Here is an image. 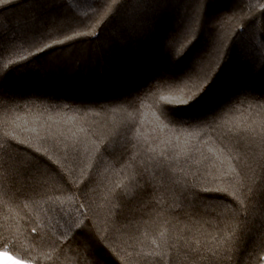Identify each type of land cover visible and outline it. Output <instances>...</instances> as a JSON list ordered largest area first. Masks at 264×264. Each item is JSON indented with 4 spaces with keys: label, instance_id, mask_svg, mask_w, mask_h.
Listing matches in <instances>:
<instances>
[{
    "label": "trees",
    "instance_id": "1",
    "mask_svg": "<svg viewBox=\"0 0 264 264\" xmlns=\"http://www.w3.org/2000/svg\"><path fill=\"white\" fill-rule=\"evenodd\" d=\"M4 251L264 264V0H0Z\"/></svg>",
    "mask_w": 264,
    "mask_h": 264
},
{
    "label": "snow or ice",
    "instance_id": "2",
    "mask_svg": "<svg viewBox=\"0 0 264 264\" xmlns=\"http://www.w3.org/2000/svg\"><path fill=\"white\" fill-rule=\"evenodd\" d=\"M111 2L113 5H115L118 3V0H111ZM109 12H112L111 8L109 9ZM80 26L81 25H77V27H80ZM86 35H88V33H85V32H76L75 35L65 34V38L63 40L55 39V40H53L52 44L45 43V46L43 48L38 49V51L35 53L29 51V56L39 55L40 53L46 51L48 48L54 47L55 45L64 44L66 41L75 40V39H78V38H80L82 36H86ZM92 35L97 36L98 33L94 32V33H92ZM20 59L22 61L28 60L29 57L21 56ZM200 94L201 93H194L193 95L189 96L187 99H181L178 101V105L190 106L198 100ZM161 100L165 101L167 105L173 104V100L169 96H161ZM176 109H177L176 107L170 108V107L164 106V107H162L161 112L163 115L168 116ZM0 264H22V262L18 261V260H14L13 257L8 254L7 251H4V252H0Z\"/></svg>",
    "mask_w": 264,
    "mask_h": 264
},
{
    "label": "crops",
    "instance_id": "3",
    "mask_svg": "<svg viewBox=\"0 0 264 264\" xmlns=\"http://www.w3.org/2000/svg\"><path fill=\"white\" fill-rule=\"evenodd\" d=\"M9 255H10V254H9ZM10 256H11V255H10ZM12 257H13V256H12ZM13 259H14V260H18V259L14 258V257H13ZM18 261H20V260H18ZM21 262H22V261H21ZM22 264H27V263L22 262Z\"/></svg>",
    "mask_w": 264,
    "mask_h": 264
}]
</instances>
